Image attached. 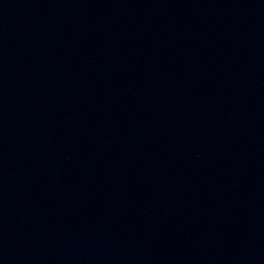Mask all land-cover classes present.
<instances>
[{"label": "water", "instance_id": "obj_1", "mask_svg": "<svg viewBox=\"0 0 264 264\" xmlns=\"http://www.w3.org/2000/svg\"><path fill=\"white\" fill-rule=\"evenodd\" d=\"M0 264H264V0H0Z\"/></svg>", "mask_w": 264, "mask_h": 264}]
</instances>
